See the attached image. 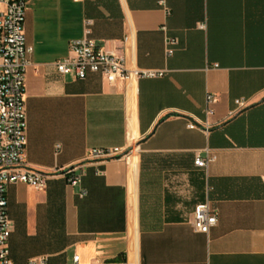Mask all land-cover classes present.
<instances>
[{
    "label": "crops",
    "instance_id": "1",
    "mask_svg": "<svg viewBox=\"0 0 264 264\" xmlns=\"http://www.w3.org/2000/svg\"><path fill=\"white\" fill-rule=\"evenodd\" d=\"M25 34L24 166L48 178L7 186L15 264H264V0H26ZM85 36L163 74L58 73ZM131 143L130 161L87 160ZM83 162L72 186L62 173ZM205 201L208 234L193 227Z\"/></svg>",
    "mask_w": 264,
    "mask_h": 264
},
{
    "label": "built area",
    "instance_id": "2",
    "mask_svg": "<svg viewBox=\"0 0 264 264\" xmlns=\"http://www.w3.org/2000/svg\"><path fill=\"white\" fill-rule=\"evenodd\" d=\"M25 9L26 0H0V264H15L10 257L9 238L12 229L7 210V186L23 182L43 188L48 178L47 174L24 166L27 145L24 93L28 55L32 51L26 41ZM172 53L173 49L170 48L168 54ZM56 69L62 75H74L79 79L86 78L90 73H100L110 84L123 81L127 85L141 78L163 74L161 71L129 67L124 55L99 47L88 36L70 42L69 54L56 61ZM207 101L213 103L215 96L209 94ZM236 103L240 108L246 104L241 99L236 100ZM208 112L211 114L213 110L209 109ZM135 150L133 143L124 148H92L87 153V160L130 161ZM215 158V155L210 154L204 157L196 155L194 164L206 168ZM85 169L86 162H83L69 167L62 174L72 186H76L80 184ZM85 194V191L81 192L82 196ZM217 222L216 205L211 201L196 205L193 216L195 231L208 234ZM25 264L38 263L31 260ZM73 264H80L78 255L74 256Z\"/></svg>",
    "mask_w": 264,
    "mask_h": 264
}]
</instances>
